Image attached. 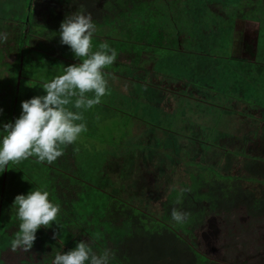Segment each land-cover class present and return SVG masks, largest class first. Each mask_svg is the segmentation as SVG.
Returning a JSON list of instances; mask_svg holds the SVG:
<instances>
[{"label":"rangeland","instance_id":"rangeland-1","mask_svg":"<svg viewBox=\"0 0 264 264\" xmlns=\"http://www.w3.org/2000/svg\"><path fill=\"white\" fill-rule=\"evenodd\" d=\"M69 1L0 0V31L8 35L7 41L0 43V109H3L0 134L3 124L14 122L20 116L22 101L45 95L44 82L62 75L65 67L79 62L68 46L61 48L58 35L61 23L73 14ZM119 1L123 7L120 13L127 15L125 21L135 15L138 34L134 43L153 45L154 53L147 58L155 55L158 86L171 90L173 99L167 103L171 110H157L156 104L136 107L139 102L128 105L118 92L115 100L107 101L106 96L102 97L100 103L108 110L102 112L103 107H96L97 104L80 110L84 121L95 125H89L88 134L82 133L83 137L75 144L64 146L61 160L59 157L48 164L30 157L0 173V180L4 179L3 184L0 183V264L50 263L57 252L76 247L79 240L78 237L72 240V231L83 225L103 236L104 231L115 230L103 219L98 221L110 207L111 185L116 186L114 181H120L133 192L132 181L145 169L160 173L158 184L163 199L183 200L188 191H195L202 180L212 175L226 179L223 171L231 158L243 163L246 158L256 157L264 162V0ZM131 3L137 6H129ZM239 10L246 12V20L241 21L237 16ZM102 28L100 23L96 25L93 50L103 43L108 44V31ZM45 30H49L51 38H58L60 44L50 42V48L45 47L49 45ZM32 31H36L37 36L34 37ZM163 38L174 46L168 51L172 58H167L164 50L167 41ZM179 38L183 40L184 50L178 48ZM144 50L151 52L148 48ZM49 51L65 55L60 59ZM208 51L219 58L208 56ZM65 57L69 58L68 62ZM50 58L53 60L49 61ZM243 58L247 62H243ZM138 61L140 59L134 64ZM117 68L120 71V65ZM127 71L124 66L122 72ZM121 78L111 75L110 88L112 82L116 87ZM177 82H183L178 86L181 92L171 89L176 88ZM69 108L76 111L72 105ZM144 110L157 112L158 116L152 113L151 119L144 120L146 124L137 128L146 126L162 131L161 135L147 132V142L139 136L144 131L138 135L132 126L139 123ZM225 138H229V143L223 142ZM193 139L200 143L197 154L185 148L195 145ZM112 160L121 165L117 180L108 170ZM63 170L73 172L64 174ZM66 180L71 186L79 187L74 201L59 195L60 185ZM37 188L48 191L50 200L59 205L58 224L42 227L30 251H12L11 241L19 226L13 202L17 195H26ZM131 196L128 192L127 202ZM145 200H148L147 204L144 201L146 207L151 206L150 202L153 204V200ZM233 218L234 223L228 224V228L212 224L217 228L212 232L216 236L213 239L207 231L210 238L202 243L204 250L232 264H257L259 250L264 257V220L258 226L256 218L245 217L243 213ZM123 234L124 231L116 232L105 238L118 240ZM227 244H236L238 249L234 247L226 255Z\"/></svg>","mask_w":264,"mask_h":264},{"label":"trees","instance_id":"trees-1","mask_svg":"<svg viewBox=\"0 0 264 264\" xmlns=\"http://www.w3.org/2000/svg\"><path fill=\"white\" fill-rule=\"evenodd\" d=\"M132 2L134 3V0ZM68 5L72 6L71 13L91 14L92 18L97 16L96 13L98 15L104 13L106 17L109 16L107 20L111 23L123 22L119 19L120 9L123 8L119 0H70ZM129 6L137 5L131 3ZM237 16L241 19L247 14L239 10ZM32 33L36 34V31ZM44 34L49 38L47 44L50 42H53V45L55 42L60 44L58 38H51L49 30H45ZM27 47L29 48V45ZM45 47L50 48V44ZM175 143V147H178ZM120 167L121 165L114 161L109 165L108 170L114 175L115 180ZM148 169L151 173L145 169L132 181L133 192L120 181H114L116 186L111 185L110 207L104 218L98 221L101 222L103 219L108 222L115 229L114 232L109 230L110 233L104 231V236L97 235L93 233L92 227L89 229L83 225L77 231H72V240L77 237L79 242L82 239L88 240L97 252L110 249L114 254L110 264H232L231 261L218 259L219 256L204 250L202 246L204 240L207 243L210 233L213 239L216 236L215 234L213 236L212 232H216L217 228L212 224L228 228V224L234 223L233 217L241 216L242 213L245 217L256 218L258 226L263 223L264 162L256 157L246 158L243 163L239 160L234 162L231 158L223 171L226 179L212 175L213 177L207 178L208 180H202V184L195 191H188L182 197L183 200L169 197L163 199L155 170ZM72 172L63 170L64 174ZM153 174L154 181H151L149 176ZM3 182L2 178L1 185ZM69 182L60 185L59 195L74 201L78 198L79 187L71 186ZM249 184L254 186L250 187ZM128 192L132 193L130 202H127ZM146 198L153 200V204L150 202L151 206H145L148 203ZM135 199L137 201L133 202ZM144 201H147L146 204ZM173 210L186 213L184 222L177 223L172 219ZM94 221H97L96 218ZM121 231H124V234L118 240L112 237H109L111 240L105 238ZM230 233L232 235L233 231L230 230ZM234 247L238 249L236 244H227L226 255L227 251ZM260 253L262 252L259 250L256 254L257 264H264V257ZM39 264L45 263L42 261ZM47 264L52 262L48 261Z\"/></svg>","mask_w":264,"mask_h":264},{"label":"clouds","instance_id":"clouds-1","mask_svg":"<svg viewBox=\"0 0 264 264\" xmlns=\"http://www.w3.org/2000/svg\"><path fill=\"white\" fill-rule=\"evenodd\" d=\"M95 32L96 24L91 14L76 12L61 23L60 43L70 48L79 63L65 67L62 75L44 82L42 89L46 94L22 101L20 116L2 125L0 173L30 157L52 164L63 155L64 146L75 144L87 131L80 110L93 108L108 94L105 69L113 65L118 56L117 50L107 43L93 51ZM7 39V33L0 31V43ZM88 93L94 96L89 98ZM2 114L3 109H0ZM49 196L48 191L37 188L15 197L13 209L19 226L11 241L12 251H30L42 227L58 224L60 207ZM171 215L177 223L186 219V213L180 211L173 210ZM113 256L110 249L97 252L91 242L81 240L75 248L57 252L52 264H110Z\"/></svg>","mask_w":264,"mask_h":264},{"label":"crops","instance_id":"crops-1","mask_svg":"<svg viewBox=\"0 0 264 264\" xmlns=\"http://www.w3.org/2000/svg\"><path fill=\"white\" fill-rule=\"evenodd\" d=\"M119 14H120L119 19H121V21H123V22L111 23L110 21L107 20L109 18V16L106 17L104 13H101L100 15H98V13H96L97 16L93 17V20H94L96 25L100 23V25H102V27H103L102 29L108 31V40H109L108 44L116 45L114 48L118 52L117 60L115 61V63L113 65H111L110 67H108L107 69H105V72L107 73L106 79L108 81V88H109L108 94L105 95L106 97L104 96L105 99H107V101L108 100H115L116 93L118 92V94H121V96L125 97V100L127 102L126 104H128V105H132L134 102H139V104L136 107H140V106L151 107V106H154L156 104V106H154V107L157 110H162L164 108H166V110H169V109L171 110V107L167 108V106H168L167 103L171 102L173 99L170 95L171 90L167 89V88L164 89L163 87L158 86L159 81H158V79H156V76L159 73L157 71H156V73L154 72L156 69V66H157L156 64H154L155 55L152 58H147V55L150 56V55H152V53H154L152 51L153 45L150 42L136 43L135 44L134 38L136 37V34H138L137 29H136V24L134 23V19H133L135 15L134 14L132 15L133 20L128 19L127 21H125L124 18L127 17V15H124L121 13H119ZM240 20L242 21V19H240ZM109 28H112V30H109ZM96 32H97V29H96ZM44 36H45V34H44ZM162 40L167 41V43L164 42V47H165L164 50L168 53L167 58H170V57L172 58V56L169 55L168 51L171 50V47H174V46L171 45L172 44L171 42H168V39L163 38ZM212 42H214L213 44H215V41H212ZM177 44H178V48L180 50H184L183 40L181 38H179V40H177ZM63 46L65 47V45H63ZM61 48H62V44H61ZM145 48H148L149 50H151V52L145 51L144 50ZM96 50H99V48L94 49L93 51H96ZM49 53L52 54L53 56L58 55L56 51H54V52L49 51ZM59 54H60V52H59ZM207 55L210 57H213V58H219V56H216L213 52L208 51ZM62 57L63 56H61V54H60L57 58L62 59ZM67 57H65L66 61L69 59ZM157 57H162V56L157 55ZM57 58H55V59H57ZM75 59H77V58H75ZM136 59H140V61H138L137 64L135 65L134 61ZM231 59H233L234 61H238L236 57H234V58L231 57ZM50 60H53V59L50 58L49 61ZM233 60H231V61H233ZM150 62H152V63H150ZM243 62H247V61L244 60V58H243ZM119 65H120V71L121 72L117 68V66H119ZM124 66L126 68H128V70H129L125 74L122 72ZM111 75H113V76L116 75L117 77L118 76L123 77V78H121L123 80L117 81L116 87L113 85V82H112V88H110V82H109ZM182 83L183 82H177L176 88H174L172 86V88H171L172 91L173 92H181L180 90H182V89L179 88L178 86ZM160 92H162V93H160ZM110 94H113V95H110ZM92 95H94V94L92 93ZM105 105H107V104H105ZM97 106L103 107L101 109L102 112H105L106 110H108V107L104 106V104L99 103L96 105V107ZM152 113L154 115L158 116L157 112L144 110V115H143L142 119L138 121L139 123L138 124H134V123L132 124V126L134 125V128H136V130H134V133L139 135L142 131H144L139 136H141L145 142H147V139L149 138L147 135V132H153L154 135L155 134H159V135L162 134V131H158V130L153 131L146 126L138 129L141 124H146L144 122V120L151 119ZM99 115H100V113L98 114V116ZM85 122L87 124V127L92 124V122H87V121H85ZM93 125H95L94 122L92 124V127H93ZM245 131H248V130L245 129ZM87 134H88L87 131L84 132V135H87ZM81 137H83V136H81ZM195 138H198V137H195ZM225 141L229 143V138H225L223 140V142H225ZM193 143L195 144L194 146H186L185 148L189 149V151H192V153L197 154L198 151L200 150V143L194 139H193ZM230 143H233V142H230ZM154 173H155V176H157L158 179L160 180V176H159L160 173L158 174L156 170ZM150 180L154 181V174H153V177H150Z\"/></svg>","mask_w":264,"mask_h":264},{"label":"flooded vegetation","instance_id":"flooded-vegetation-1","mask_svg":"<svg viewBox=\"0 0 264 264\" xmlns=\"http://www.w3.org/2000/svg\"><path fill=\"white\" fill-rule=\"evenodd\" d=\"M246 18H248V16H246V17L242 18V21H243V19H245V20H246ZM263 141H264V139H263Z\"/></svg>","mask_w":264,"mask_h":264},{"label":"water","instance_id":"water-1","mask_svg":"<svg viewBox=\"0 0 264 264\" xmlns=\"http://www.w3.org/2000/svg\"><path fill=\"white\" fill-rule=\"evenodd\" d=\"M0 217H1V208H0Z\"/></svg>","mask_w":264,"mask_h":264}]
</instances>
